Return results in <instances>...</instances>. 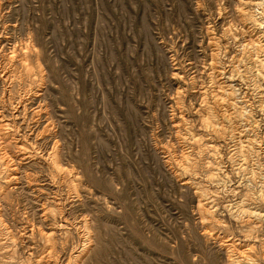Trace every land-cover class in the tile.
Segmentation results:
<instances>
[{
    "label": "rangeland",
    "instance_id": "1",
    "mask_svg": "<svg viewBox=\"0 0 264 264\" xmlns=\"http://www.w3.org/2000/svg\"><path fill=\"white\" fill-rule=\"evenodd\" d=\"M242 3L260 18L264 0H0V264H264V218L244 213L264 214V91ZM216 86L237 125L204 99ZM237 129L252 145L231 156Z\"/></svg>",
    "mask_w": 264,
    "mask_h": 264
},
{
    "label": "bare ground",
    "instance_id": "2",
    "mask_svg": "<svg viewBox=\"0 0 264 264\" xmlns=\"http://www.w3.org/2000/svg\"><path fill=\"white\" fill-rule=\"evenodd\" d=\"M241 6H242V9L240 10V16L242 17L241 25L243 28L249 29L250 37L255 38L254 41L252 39H250V42L247 43L245 46H247V45L255 46L257 48V50H259L261 55H262V59L256 61V63H258V65L260 67V71H261L260 78H261V82H262V88H260V91H264V8L262 10V13L260 14V18L255 19L252 16H250V14L248 12V8H250V5L248 3H242ZM212 45H214V44H212ZM212 67H215V66L212 65ZM213 74L216 75V79H217L219 76H223L224 72L217 71V69H213ZM223 84H225V83H223ZM222 87L223 86H219V87L216 86V88H220L219 91H217V92H215L216 91L215 87H214L215 91H211L210 88L205 87L203 89L202 94L204 95V99L207 100V97H209V94L214 92V95L211 97V99L213 101V105L217 106L220 109L226 107V110L227 109L229 110L228 112L231 111V113L228 116L224 115L223 119L226 121H228V120L231 121L232 119L236 120V125H237L238 124V120H237L238 118L236 116V113H237L236 110H234L232 108V102H231L232 101V95L230 92H227L225 90V88H222ZM260 94H263V93L261 92ZM25 111H26V107H24L23 112H25ZM210 117L212 118V116H210ZM204 123H205L206 128H209V126L211 127L212 122L210 119L206 120ZM0 125H3V121H1V120H0ZM181 129H183V128H181ZM211 129H212L211 132H213V134H214L213 136L217 141L223 140L221 128L213 126V128L211 127ZM25 130L29 131V135H28L29 137H31V135L36 134L35 127H27V129H25ZM234 134L236 136H238L237 138L239 140V143H238L236 149L234 150V152L232 153L231 156H237V155L240 156L243 154V152L245 151V148L247 146L251 147L252 142L249 139H247V135L245 134L244 130L237 129V131ZM215 139L212 140L211 143H209V144L213 143V145H209V147H208L209 150H211V151H216V148H215V145L213 142V141H216ZM23 143L24 144H21V147L19 146V149H20L19 151L22 152L24 155L23 160L34 159L36 156L34 154V152L32 150L28 149L29 146L27 147V144H25V142H23ZM32 149H34V148H32ZM53 159H55V158H53ZM51 162H52L51 164H55L57 166V162L55 160H51ZM11 163H17V162L12 160ZM245 165H246L245 160H243V159L240 160V163H239L240 169L239 170H243ZM14 170H17V168H14ZM12 177L17 179V177H15V176H12ZM199 197L202 201V203L200 201L199 210L200 211H206V213L211 214V212L209 210V206L212 204L211 198L206 197L205 195H202V194H200ZM239 208H240V210L245 209V207L242 206L241 204L239 205ZM244 213L247 214L249 217L255 216L258 219L264 218L263 213H257L256 214V213H251V212L246 211V210H244ZM54 235H55V233L51 232V233H46L43 236H44V238H46V240L48 242H51L53 240ZM83 251H84V249H82V251H80L79 254H82ZM232 262H233V260H232ZM232 262L230 261V264H235L234 262L233 263Z\"/></svg>",
    "mask_w": 264,
    "mask_h": 264
}]
</instances>
